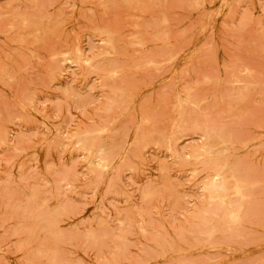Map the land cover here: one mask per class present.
<instances>
[{
	"label": "rangeland",
	"instance_id": "obj_1",
	"mask_svg": "<svg viewBox=\"0 0 264 264\" xmlns=\"http://www.w3.org/2000/svg\"><path fill=\"white\" fill-rule=\"evenodd\" d=\"M0 264H264V0H0Z\"/></svg>",
	"mask_w": 264,
	"mask_h": 264
},
{
	"label": "bare ground",
	"instance_id": "obj_2",
	"mask_svg": "<svg viewBox=\"0 0 264 264\" xmlns=\"http://www.w3.org/2000/svg\"><path fill=\"white\" fill-rule=\"evenodd\" d=\"M107 35V34H106ZM110 66V65H109ZM209 152V151H208ZM206 153V152H205ZM99 154V153H98ZM100 154H102V153H100ZM209 154H211V152L209 153ZM218 178V177H217ZM219 182H221V181H219ZM224 183V182H223ZM226 183V182H225ZM223 195V194H222ZM223 203H224V201H223Z\"/></svg>",
	"mask_w": 264,
	"mask_h": 264
}]
</instances>
